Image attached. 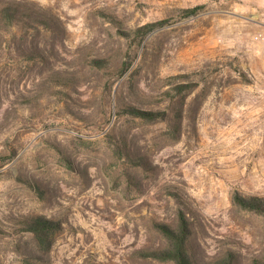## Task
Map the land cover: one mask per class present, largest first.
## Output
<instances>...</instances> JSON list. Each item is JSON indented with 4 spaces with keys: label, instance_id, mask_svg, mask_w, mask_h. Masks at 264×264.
<instances>
[{
    "label": "rangeland",
    "instance_id": "1",
    "mask_svg": "<svg viewBox=\"0 0 264 264\" xmlns=\"http://www.w3.org/2000/svg\"><path fill=\"white\" fill-rule=\"evenodd\" d=\"M19 1L51 22H0V264H173L140 250L179 206L193 264H264V0Z\"/></svg>",
    "mask_w": 264,
    "mask_h": 264
},
{
    "label": "trees",
    "instance_id": "2",
    "mask_svg": "<svg viewBox=\"0 0 264 264\" xmlns=\"http://www.w3.org/2000/svg\"><path fill=\"white\" fill-rule=\"evenodd\" d=\"M198 8L199 6L179 8L177 13L181 17H186L195 13ZM32 21L44 25L51 22L49 17L41 18L26 1L12 0L1 4L0 22L5 26L20 22L28 25L31 24ZM163 22V20L147 22L127 31L118 29V32L126 38H138ZM130 64V62L124 63L121 72L126 71ZM194 85L193 82L178 83L174 86V89L178 93L187 92ZM122 112L123 114H129L132 117L148 121L163 118L166 115L165 111L142 109L134 105L124 107ZM231 203L239 210L249 211L264 217V195L241 194L236 191L231 196ZM155 226L161 234L164 244L156 249H141L140 252H142L144 256L152 257L159 261H171L173 264H193L187 247L192 233V227L191 222L187 218L186 211L179 206L176 210L173 223H156ZM26 228L41 242H44L49 235L59 228V223L42 216H30L26 220ZM50 243L51 241H48V244ZM233 262V254L229 251L226 252L223 257L213 261L212 264H233Z\"/></svg>",
    "mask_w": 264,
    "mask_h": 264
}]
</instances>
